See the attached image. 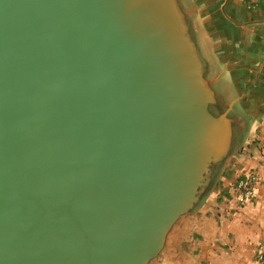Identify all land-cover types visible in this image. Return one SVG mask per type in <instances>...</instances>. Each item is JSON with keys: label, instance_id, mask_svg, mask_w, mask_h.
Wrapping results in <instances>:
<instances>
[{"label": "water", "instance_id": "1", "mask_svg": "<svg viewBox=\"0 0 264 264\" xmlns=\"http://www.w3.org/2000/svg\"><path fill=\"white\" fill-rule=\"evenodd\" d=\"M236 101L178 0H0V264H152Z\"/></svg>", "mask_w": 264, "mask_h": 264}, {"label": "crops", "instance_id": "2", "mask_svg": "<svg viewBox=\"0 0 264 264\" xmlns=\"http://www.w3.org/2000/svg\"><path fill=\"white\" fill-rule=\"evenodd\" d=\"M178 3L205 77L224 106L237 101L230 153L215 164L205 196L173 224L152 264H257V243L264 248V179L243 204L235 184L264 164V0Z\"/></svg>", "mask_w": 264, "mask_h": 264}, {"label": "built area", "instance_id": "3", "mask_svg": "<svg viewBox=\"0 0 264 264\" xmlns=\"http://www.w3.org/2000/svg\"><path fill=\"white\" fill-rule=\"evenodd\" d=\"M264 164L258 169L249 171L243 177L239 178L235 184L236 200L238 203H248L255 195L257 184L263 181ZM257 264H264V248L257 243Z\"/></svg>", "mask_w": 264, "mask_h": 264}, {"label": "flooded vegetation", "instance_id": "4", "mask_svg": "<svg viewBox=\"0 0 264 264\" xmlns=\"http://www.w3.org/2000/svg\"><path fill=\"white\" fill-rule=\"evenodd\" d=\"M210 109L214 114H218L225 109V106L222 103V100L220 99L219 95H216V103L211 105ZM232 115L234 114L232 113Z\"/></svg>", "mask_w": 264, "mask_h": 264}, {"label": "rangeland", "instance_id": "5", "mask_svg": "<svg viewBox=\"0 0 264 264\" xmlns=\"http://www.w3.org/2000/svg\"><path fill=\"white\" fill-rule=\"evenodd\" d=\"M216 167V165H214V167L213 168H215ZM152 261H154V260H152Z\"/></svg>", "mask_w": 264, "mask_h": 264}]
</instances>
